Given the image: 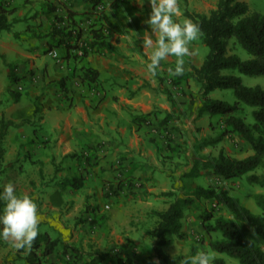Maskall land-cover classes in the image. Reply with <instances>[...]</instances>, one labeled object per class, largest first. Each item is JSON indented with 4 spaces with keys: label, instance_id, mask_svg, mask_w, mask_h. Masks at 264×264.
<instances>
[{
    "label": "rangeland",
    "instance_id": "374dc122",
    "mask_svg": "<svg viewBox=\"0 0 264 264\" xmlns=\"http://www.w3.org/2000/svg\"><path fill=\"white\" fill-rule=\"evenodd\" d=\"M239 1H243L248 5L249 12H258L264 15V0ZM2 2L8 4L5 7L14 8L16 12L15 16L22 17L24 22L23 24L14 23L15 25H13L10 32L3 33L0 36V45H4L6 48L8 47L15 54L10 60V63H7L5 53L0 51V89H2L0 94V117L3 116L4 119L11 120L13 123H16L13 121L14 119H17V123L27 120L20 127L31 126L35 129L39 125V109L42 106L40 101L41 96L47 91V102L49 104L54 103L56 101V93L58 91L63 92L65 86V84L63 86L60 85V81L52 86L46 72V67H50L54 61L58 62L62 60L64 55L63 51L56 49L54 42L47 38L53 14H66V10L69 8L74 14H92L93 16L98 14L99 19L101 14H109L111 9L117 10L119 4L115 0H95V2H98L95 10L91 6L90 10L87 11L86 8L89 5H93L94 0H3ZM181 5L185 8L186 1L182 0ZM182 6H178L179 9H184ZM54 7L56 10L51 11V8ZM193 42L197 44L198 57L204 59L208 53L207 47L200 43L199 38ZM229 53L235 54L241 60L250 58L233 38L228 40L227 55ZM4 66L9 69L14 67L16 73H24V75L20 78L18 77L19 79L10 86V78L8 85L7 77L5 75L1 76V68ZM18 70H21V72ZM222 74L239 77L244 86H260L264 89V75L247 76L240 74L234 69L224 70ZM176 79H178L177 76L175 79L172 80L171 78L169 80L173 83ZM179 81H184L189 94H196V96L192 95L191 98L200 101L198 85L194 80L183 77L179 78ZM179 83L181 82L175 85H179ZM9 86L15 94L21 95L18 101L15 102L12 100V96L7 90ZM61 96L63 95L61 94ZM208 97L210 99L224 101L229 105H233L236 102L232 91L229 89H216L209 93ZM64 99L68 102L67 97ZM240 106L236 115L251 125L252 118L250 112L252 108L243 105ZM5 112H8L7 116H4ZM203 114L207 116L205 126L194 127L196 135H193V138L196 141V145L204 138L215 136L223 128L224 124V118L220 116L210 117L205 112ZM147 125L152 130L156 128L155 122L148 123ZM14 129L17 128H9L3 140L5 152L0 165V185L11 181L15 184L18 194H27L35 201L38 206V212L42 217L38 236L43 232H48L51 237L61 238L65 244L77 246L84 258L87 256L83 255V252L90 254L100 253L104 256L102 264H119V261L121 264H158L154 250L156 241L155 239H150L145 231L155 227L156 218L152 212L164 208L165 205H168L172 201L173 197L159 195L157 196L158 199L151 200L153 208L149 209V207L143 210L140 215V220H135L134 217H129L128 214L121 220L115 218L114 221L117 224L116 230L117 232L121 230L120 234L123 240L120 241L118 237L116 239L112 237L113 240L106 241V243L104 234L107 235L110 231H113V227H109L107 223L110 218L109 213L112 211V204L102 203L105 199L107 200V198L113 195L116 197L121 194L118 188L120 182H115L109 187H105V191L100 196H86L84 199L82 198L78 201L68 199L64 202V197L57 195L53 191L58 183H65V181H61L62 179H57L58 173L62 170V163L54 161L53 157L50 161H47L50 150L45 147L46 143L39 137H36V140L28 138L25 140L18 139L19 141H17ZM201 131H203L202 135ZM25 132L31 136L33 129H25ZM148 134L151 136L149 137L150 143H154L156 134ZM239 138L233 136V134L228 135L216 147H206L200 151V154L206 155L210 153L215 155L219 149H222L228 156L238 159L244 158L250 155L252 151L245 143H240ZM164 139L169 142L174 141V139L168 138L166 135ZM196 145L194 146L191 159L195 155ZM182 155L183 152L181 151L175 152L174 160L172 157L168 158L164 156L166 161L162 160V163H167L169 168L175 162L178 165H182L185 162ZM74 156L68 155L67 158L74 159ZM72 166L73 164L66 166L69 167L67 169V171H70L67 173L69 178H71V174H75L76 172L72 170ZM131 166L132 164H129V169ZM251 174L257 176L264 175V168H258ZM249 175L225 180L214 175L211 170L201 171L198 176L193 178L186 177V174H180L178 180L181 181L182 185L177 188V192L172 193L180 198H190L191 201L187 205L186 211L181 219L182 227L180 232L183 234V237H171L170 241L161 247L163 253L169 257H175L190 254L193 249L195 254L198 251L204 250L209 253L211 260L220 257L224 260L225 264H238L236 260L210 250L208 247L209 240L220 239L221 236L218 232L207 233L203 228L205 224H212L213 219L216 217L229 218V213L221 205H216L214 200L204 198L195 199L191 196V193L195 186L222 187L229 195L238 198L241 205L246 207L250 212L264 218V211L255 203V197L257 195L261 194L264 196V188L259 184L250 183L247 179ZM135 179L136 177L131 175L130 178L125 179V183H122L126 187L125 194H122V198L126 199L127 205L132 206V210L138 205H141L139 203L141 198L137 196L140 191H135L134 189L137 190V188L144 186V184H138L134 181ZM161 193H171V191ZM92 198L98 203L96 205L98 209L96 212L93 211L94 223L88 225L84 220L87 218V214H90L91 204L89 202ZM50 204L59 209H52L49 206ZM105 205H108V208H105ZM142 209L139 208V211ZM242 229L245 236L264 251V240L258 238L250 227L242 225ZM107 230H109L108 233H106ZM142 232L145 233L143 234ZM27 251L28 249L16 250L9 242L1 240L0 264H25L23 257ZM111 258L114 261H111ZM47 260L48 263L45 264H54L57 261V257L52 256ZM66 260L69 261L70 258L66 257Z\"/></svg>",
    "mask_w": 264,
    "mask_h": 264
},
{
    "label": "crops",
    "instance_id": "0c3cea01",
    "mask_svg": "<svg viewBox=\"0 0 264 264\" xmlns=\"http://www.w3.org/2000/svg\"><path fill=\"white\" fill-rule=\"evenodd\" d=\"M115 1L119 8L111 9L109 14H101L99 20L92 14H73L84 34H87L92 23L104 26L103 32L111 50L90 53L84 61L87 66L97 70L99 82L96 85H87L68 62L63 59L52 62L50 67H46L48 80L54 86L63 79L66 91H58L56 101L51 104L47 102V91L41 96L42 106L39 109L40 119L36 130L31 126L14 129L17 141L28 138L36 140L39 137L50 150L47 161L53 157L54 161L62 163L57 179H62L65 183H58L53 191L63 196L64 202L68 199L78 201L86 196H100L105 187L120 182L118 188L121 194L116 197L113 195L102 203L112 204L107 223L109 227H113V231H106L109 234H104L105 242L113 240L112 237L123 240L121 230H116L115 218L121 220L128 214L129 217L140 220L143 210L149 207L152 209L151 200L158 199L157 196L163 194L161 192H177V188L182 185L178 180L179 175L187 174L192 165L191 157L196 145L193 138L196 135L194 127H204L207 117L198 113L201 102L191 98L196 94H189L184 81L176 79L175 81L181 82L179 85L170 81L176 77L169 73V69L175 67V56L161 61L155 74L148 72L146 65L149 61L142 45L143 38L151 32L150 27L144 23L151 11L147 0L143 6L136 0ZM185 1L184 8L181 5L182 0H178V6L184 9H179V15L174 17L181 23L187 19L182 13L184 10L208 15L217 4V0ZM91 6L86 8L87 11ZM15 13L9 19L15 18L18 20L15 24H23V18L15 16ZM58 15L66 18V14ZM196 46L194 42L189 45L194 52L184 57L185 71H189L190 66L199 67L203 61L198 57ZM0 51L5 53L7 63L15 56L4 45H0ZM9 74L8 67L1 68V76L7 77L8 85ZM23 75L24 73H16L19 78ZM1 92L2 89L0 94ZM65 96L68 102L64 99ZM137 116H144V120L140 121ZM16 120L13 121L17 123ZM153 122L156 127L154 130L147 125ZM28 128L33 129L31 136L25 132ZM148 133L156 134L154 143H150L151 136ZM202 133L203 131L201 135ZM165 135L174 141H166ZM233 136L239 137L237 134ZM239 142L244 143L241 138ZM180 151L183 152L182 158L185 161L182 165L175 162L169 168L167 163H162V160L166 161L164 156L174 160L175 152ZM68 155H75L74 159L67 158ZM72 164V170L76 172L69 178L67 173L70 171H67L69 167L66 166ZM129 164H132L130 169ZM131 175L136 177L134 181L138 184H144L137 190L134 189L140 191L137 196L141 198V205L133 210L131 205L126 204V199L122 198L126 190L122 183ZM73 178L81 180L76 189L68 183ZM89 204L90 214L85 218L88 221L94 218L93 211L98 209L94 198ZM49 206L59 209L51 204ZM167 207L165 205L157 211ZM139 208L143 209L139 211Z\"/></svg>",
    "mask_w": 264,
    "mask_h": 264
},
{
    "label": "trees",
    "instance_id": "16d2710c",
    "mask_svg": "<svg viewBox=\"0 0 264 264\" xmlns=\"http://www.w3.org/2000/svg\"><path fill=\"white\" fill-rule=\"evenodd\" d=\"M97 4L98 2L94 0L92 5L94 10ZM5 6L8 4L0 1V36L10 32L14 23L18 21L15 18L9 19L15 10ZM54 9L55 7L51 8V11ZM73 14L74 12H71L69 8L66 10V18L53 14L47 38L54 42L56 49L63 51V60L78 71V76L83 83L96 85L99 82L98 72L87 66L84 61L90 53L111 50L106 40L107 36L103 32L104 26L92 23L87 34H84ZM183 15L199 25L201 30L199 41L207 47L208 53L199 67L190 66L189 71H184L182 75L177 76L178 80L185 77L194 80L198 85L201 102L199 114L205 112L210 117L224 118L223 128L215 136L204 138L196 145L192 165L186 177H196L204 170H211L214 175L225 180L250 174L248 181L264 188V175L251 174L258 168H264V89L260 86H244L239 77L222 74L224 70L234 69L247 76L264 75V15L249 12L248 5L239 0H217L215 9L211 10L208 15L189 13L186 10ZM231 38L235 39L250 56L249 59L241 60L235 54L227 55L228 40ZM9 71L11 86L19 78L16 76L14 67ZM178 80L173 81L172 84H177ZM59 83L63 86L64 80L61 79ZM10 86L7 90L12 100L16 102L21 95L15 94ZM216 89L231 90L236 102L229 105L221 100L210 99L209 93ZM63 91H66L65 87ZM240 105L252 108L251 125L236 115ZM137 119L143 121L144 116H137ZM26 122L27 120L13 123L11 120L4 119L3 116L0 117V165L5 152L3 140L7 130L11 127L18 128ZM232 134H237L251 149L250 155L238 159L226 155L222 149H219L215 155L200 154L204 148L216 147L224 137ZM68 183L76 189L81 180L73 178ZM162 195L173 197V199L165 210L152 212L156 218V224L153 229L146 231V235L156 241L154 250L158 264H183L187 257L195 255L194 249L187 255L169 257L163 253L161 247L168 243L171 237H183L180 232L181 219L191 199L180 198L172 192ZM191 196L195 199H212L216 205L224 207L230 215L226 219L216 217L212 224L203 226L207 233L218 232L221 236L220 239L209 240L208 247L211 251L224 254L236 260L238 264H264V251L248 239L242 229V225H246L258 238L264 240L263 217L250 212L241 205L238 198L229 195L224 188L219 186H195ZM255 203L264 211L263 195H257ZM84 221L92 225L94 218ZM83 253L87 256L86 258L82 257V252L77 246L65 244L61 238L51 237L48 232H43L37 236L23 259L25 264H45L48 263V258L55 256L57 261L54 264H102L104 259L102 254ZM66 257L70 260H66ZM111 261L114 260L111 258ZM119 264H121L120 261ZM211 264H225V262L222 258L216 257L211 260Z\"/></svg>",
    "mask_w": 264,
    "mask_h": 264
},
{
    "label": "clouds",
    "instance_id": "9594fccd",
    "mask_svg": "<svg viewBox=\"0 0 264 264\" xmlns=\"http://www.w3.org/2000/svg\"><path fill=\"white\" fill-rule=\"evenodd\" d=\"M136 2L143 6L145 0ZM147 3L151 11L144 23L151 32L142 40L149 61L146 68L155 74L161 61L175 56V67L170 68L169 73L182 75L185 71L184 57L193 54L194 50L189 45L200 37V27L190 19L182 23L174 19L179 15L178 0H147ZM41 220L38 206L29 195L18 194L11 181L0 185V240L9 242L16 250L31 249ZM183 264H211V257L207 251L201 250L187 257Z\"/></svg>",
    "mask_w": 264,
    "mask_h": 264
},
{
    "label": "built area",
    "instance_id": "2783aa9c",
    "mask_svg": "<svg viewBox=\"0 0 264 264\" xmlns=\"http://www.w3.org/2000/svg\"><path fill=\"white\" fill-rule=\"evenodd\" d=\"M105 208H108V206H105Z\"/></svg>",
    "mask_w": 264,
    "mask_h": 264
}]
</instances>
